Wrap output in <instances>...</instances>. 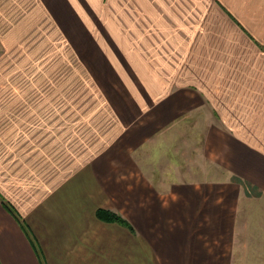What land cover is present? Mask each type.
Segmentation results:
<instances>
[{
  "label": "crops",
  "instance_id": "obj_1",
  "mask_svg": "<svg viewBox=\"0 0 264 264\" xmlns=\"http://www.w3.org/2000/svg\"><path fill=\"white\" fill-rule=\"evenodd\" d=\"M39 27L81 58L93 31L148 113L91 166L83 135L76 161L38 160L36 121L0 102V195L20 220L0 204V264H264V0H0V31ZM104 165L138 182L111 187Z\"/></svg>",
  "mask_w": 264,
  "mask_h": 264
},
{
  "label": "rangeland",
  "instance_id": "obj_2",
  "mask_svg": "<svg viewBox=\"0 0 264 264\" xmlns=\"http://www.w3.org/2000/svg\"><path fill=\"white\" fill-rule=\"evenodd\" d=\"M42 28L31 38L0 31V102L21 103L22 118L30 114L36 121L33 147L28 152H36L38 160L49 161L52 154L58 162L61 152L69 149L76 153L70 154L76 161L73 142L83 135L88 136L84 146L91 151L93 166L109 154L113 144L132 136L136 124L144 123L148 112L139 93L141 80L119 77L126 73L113 68L110 48L94 46L93 31H87L86 55L81 58L78 46H60L55 33ZM136 101L141 102L139 113L129 105ZM100 170L101 180L111 187L119 184L123 189L126 182H138L135 176L116 173L109 166ZM252 251L246 250V263L253 261ZM234 259H238L236 255Z\"/></svg>",
  "mask_w": 264,
  "mask_h": 264
},
{
  "label": "trees",
  "instance_id": "obj_3",
  "mask_svg": "<svg viewBox=\"0 0 264 264\" xmlns=\"http://www.w3.org/2000/svg\"><path fill=\"white\" fill-rule=\"evenodd\" d=\"M0 204L2 205V207L5 210H7V212H9L12 215V217L18 223H20L18 216L15 214V212L13 211L11 206L1 197V195H0ZM96 217L101 221H104L107 223H116V224L122 225L124 227H127L128 229H131L130 225L123 218H121L119 215H117L114 212H111L109 210H104V209L97 210L96 211Z\"/></svg>",
  "mask_w": 264,
  "mask_h": 264
}]
</instances>
